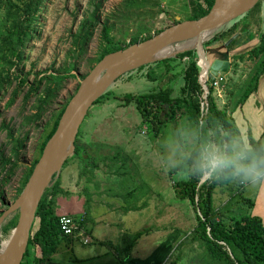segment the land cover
Returning <instances> with one entry per match:
<instances>
[{
  "label": "rangeland",
  "instance_id": "rangeland-1",
  "mask_svg": "<svg viewBox=\"0 0 264 264\" xmlns=\"http://www.w3.org/2000/svg\"><path fill=\"white\" fill-rule=\"evenodd\" d=\"M28 1L0 0V55L8 49L3 45V37L8 31L22 26ZM198 2L206 4L204 0ZM41 4L36 7L29 32L20 47L21 60L12 64L13 69L20 68L27 83L41 72L57 73L60 69L66 76L57 84V76L47 75L37 90L26 96L27 84L17 90L16 79L5 78L8 67L3 65L10 64L3 62L0 56V161L4 158L11 162L5 167L0 162V215L20 194L25 173L40 157L45 135L76 92L79 78L96 64L104 45V25H111L110 36L125 44L135 35L140 41L148 29L153 34L154 30L171 25L178 17L195 19L194 4L190 0H42ZM232 29L233 33H240L235 46L246 39L255 43L258 33L264 31V0L228 24L218 33V39L226 40ZM191 43H180L171 51ZM203 47L204 43H196L191 49L196 52L198 65H207ZM185 52L178 53L176 58L143 65L119 77L111 86V93H153L165 87H173L175 94L180 93L185 64L181 54ZM7 57L12 59L10 54ZM257 60L251 50L236 55L232 58L234 68L222 76V80H226L215 89L217 106L227 110L234 125L233 107H236L238 94L243 93L246 81L259 71ZM261 89L264 91V79ZM249 100L250 95L241 102V107L247 104L245 108L250 109ZM195 129L194 122L183 115L175 122H169L155 136L134 103L128 104L110 95L94 104L80 126L77 137L80 153L71 154L63 164L59 176L61 192L55 197L59 211L64 204L71 211L82 199L85 201L81 205L83 214L60 215L72 216L80 228L70 235L74 242L72 246H66L68 254L60 251L52 264H69L72 254L87 258L86 264H115L120 257L125 264H202L198 257L202 249L192 235L196 225L195 209L188 199L177 196L170 173V169L195 146ZM237 129L234 140L244 145ZM250 136L249 133L248 138ZM233 183L238 185L239 180L233 178L230 184ZM258 185L243 182L241 189L231 195L227 187H218L214 204L222 208L228 205V214H253L241 201L243 197H253ZM51 188L46 190L43 198ZM89 224L92 233L83 228ZM0 233V239L6 240L8 235L2 229ZM137 233L140 234L135 239ZM123 238L129 242L122 241ZM130 242L133 243L130 255L126 256V250L119 254L117 247L120 251ZM27 262L31 264L30 260Z\"/></svg>",
  "mask_w": 264,
  "mask_h": 264
},
{
  "label": "trees",
  "instance_id": "trees-1",
  "mask_svg": "<svg viewBox=\"0 0 264 264\" xmlns=\"http://www.w3.org/2000/svg\"><path fill=\"white\" fill-rule=\"evenodd\" d=\"M190 1L194 4V18H199L205 15L214 3V0H204L206 2L205 5L198 2V0ZM41 3L42 0L28 1L24 8L25 18L22 26L15 30L8 31L6 36L3 37V45L8 47V49H4L2 51V55H0L3 62L10 64L3 65V67H8L5 78H15L17 81V90L27 84L29 90L26 96L35 92L41 81L47 75L57 76V79L55 80V83L57 84H59L61 79L66 76L65 73L63 74L60 72V69L57 73L41 72L40 74L37 73L38 76L40 75V78H36V75L35 79H33L30 83H27L28 80L21 75V69L17 67L13 69L14 65L12 64L21 60L20 47L24 43L26 34L29 32L30 22L34 19L37 9L36 7H38ZM175 22L178 21L174 20L173 23ZM246 28L247 25L243 27V30ZM162 29L159 28L154 30L153 34L158 33ZM110 31L111 25L106 23L103 27L104 45L101 52L97 56L96 61H99L109 52L122 49L131 43L139 41L138 36L135 35L132 37L130 43L121 44L110 36ZM233 31L234 29L229 32V35H231ZM153 34H151L150 29H148L147 34L141 37V40H145ZM236 41L237 39L232 43V45H235ZM8 54H10L12 59L7 57ZM251 55H255L258 59L257 62L260 63V68L251 79L246 81L243 93L241 94L240 92L238 94L239 98L235 103L236 106H240L241 102H243L248 95L257 89L259 85L257 81H259L260 75L264 74V31L262 32V37L259 40L258 45L251 49ZM182 57L185 64L181 73L184 82L180 93L175 94V89L173 87H165L164 89L159 88L153 91V93H128L123 95H113L109 89L94 104L101 103L110 95L111 97H114V99H120L125 103H134L137 106L138 112L141 114L143 122L149 124V127H151L155 136H158L169 122H175L183 115H186L191 121H193L196 127L195 146L189 154L184 156L179 163L170 169V173L177 196L180 199H188L195 209L196 225L192 231V235L193 240L197 241L199 247L202 249L198 257L202 260V264H264V222L262 218L258 215L252 214L251 212L240 216H237V214L233 212L228 214V212H230L226 208L228 205H226L225 208H222L221 206L217 207L214 204L213 197L218 187H227L229 195H231L241 189L243 182L237 178L239 180L238 185L237 183L230 184V181L236 177H232L228 174H222L219 178H212L201 182V177H199V175L196 174L191 167L192 160L196 157L201 145L208 142H212L217 145H231L236 138L238 127L235 126L236 124H233L227 110L225 108L220 109L217 106L213 87H210V93L204 100V104L201 105L203 90L199 82L200 67L197 63L196 52L193 50L187 51L184 54H181V58ZM49 88L52 89V86ZM65 106L60 110L52 127L45 135L41 151H43L46 142L55 131ZM235 108L236 107L234 106L233 109ZM17 142H20V140H17ZM249 142L251 146L250 148L252 149L263 146L261 140H255L251 136ZM75 153H80V149L77 145V139L74 154ZM41 154L42 152H40V156ZM38 159L34 161L33 166H31L25 173L20 190H22L24 184L27 182ZM1 160L2 161L0 162H2L4 167L7 163H11L9 160H5L4 158ZM1 170H3L2 167ZM12 171L13 168L8 170L10 174ZM60 192L61 188H59L58 177V179L54 181L50 191L47 192V194H49L45 195V197L41 200L36 211L35 220L30 232L28 247L25 253L26 256L24 255L21 264H29V262H27L28 260L31 261V264H52L54 256L56 254H60V251L68 254V251H65L64 247L68 245L72 246L74 239L71 238L70 235L65 234L60 227V215H57L56 213L55 201V196ZM1 195L2 190L0 189V196ZM47 196H49V198H46ZM231 200L232 199H230L229 202ZM241 202L246 204L249 208L254 206V201L251 199H243ZM17 216V213L12 215L7 223L2 227L5 235H8L10 230L16 224ZM139 234L140 233L135 234L134 238L136 239ZM124 239L122 241L129 242V240ZM132 245L133 243L131 242L128 246L123 245L120 251L117 247V251L119 254L120 252H127L126 256H128L130 255L129 252ZM31 248H33V251ZM124 250L126 251L124 252ZM69 260V264H86L88 259H81L72 254L69 257ZM89 260L92 262L94 257ZM115 264L125 263L120 257L119 261Z\"/></svg>",
  "mask_w": 264,
  "mask_h": 264
},
{
  "label": "water",
  "instance_id": "water-1",
  "mask_svg": "<svg viewBox=\"0 0 264 264\" xmlns=\"http://www.w3.org/2000/svg\"><path fill=\"white\" fill-rule=\"evenodd\" d=\"M260 0H214L209 11L195 19L175 22L151 37L131 43L122 49L105 54L83 78L65 106L57 127L46 142L25 186L17 198L0 215V232L6 219L18 212L17 221L7 239H0V264H21L26 253L36 211L46 192L60 176L62 166L76 149L80 126L94 103L123 75L143 65L162 61L189 51L196 43H204L207 65H199L212 82L220 74L230 72L232 58L258 45L251 39L235 46L232 43L240 33H232L226 40L217 39L219 32L232 21L250 11ZM192 43L176 51H168L172 45ZM206 44V47H205ZM206 53V55H205ZM1 234V233H0Z\"/></svg>",
  "mask_w": 264,
  "mask_h": 264
},
{
  "label": "clouds",
  "instance_id": "clouds-1",
  "mask_svg": "<svg viewBox=\"0 0 264 264\" xmlns=\"http://www.w3.org/2000/svg\"><path fill=\"white\" fill-rule=\"evenodd\" d=\"M191 167L201 182L228 174L241 182L257 185L264 182V146L252 149L238 140L231 145L208 142L201 145Z\"/></svg>",
  "mask_w": 264,
  "mask_h": 264
},
{
  "label": "crops",
  "instance_id": "crops-1",
  "mask_svg": "<svg viewBox=\"0 0 264 264\" xmlns=\"http://www.w3.org/2000/svg\"><path fill=\"white\" fill-rule=\"evenodd\" d=\"M259 83L260 88L256 91H253L250 94V100L248 101V104H250V109L242 108L240 106H236L234 111L231 113L232 118L236 119L235 124L239 128V133L241 134V137L243 138L244 145L250 148V142L248 138V134H251V137L255 140H261L262 145L264 146V91L261 89V80L264 79V74L261 76ZM245 108V109H244ZM253 197H243V199H251L254 201V206L250 208L253 212V214H256L260 216L264 221V182L259 183L258 188L254 190ZM56 197V196H55ZM77 200V196L75 197ZM58 199V197H57ZM242 199V201H243ZM56 201V199H55ZM85 201L82 202L75 207H73V210H68V205H62V210L59 211L60 205L58 204V200L56 202V213L57 215L62 214H83L81 213L83 211V208L81 205H84ZM59 206V207H58ZM58 207V209H57ZM85 232L90 230L92 233V229L89 226H83ZM87 229V230H86ZM123 232V231H122ZM129 233V232H125ZM123 236V233H121V238ZM93 237V236H92ZM97 239V238H96ZM95 239V240H96ZM124 239V238H123ZM122 239V240H123ZM65 251H67L66 247Z\"/></svg>",
  "mask_w": 264,
  "mask_h": 264
},
{
  "label": "built area",
  "instance_id": "built-area-1",
  "mask_svg": "<svg viewBox=\"0 0 264 264\" xmlns=\"http://www.w3.org/2000/svg\"><path fill=\"white\" fill-rule=\"evenodd\" d=\"M222 76H224V75L220 74L219 76H217L213 80V82H210L206 72H204V71L200 72L199 82H200V84L202 86V90H203L201 105L204 104V100L206 99L207 95L210 93V91H209L210 86L213 87L215 90L216 88L220 87V84L223 81H225V79L222 80ZM59 222H60L61 230L65 234H68V235H72L73 233H75L80 228L78 221L76 219H74L72 216L63 215L60 217Z\"/></svg>",
  "mask_w": 264,
  "mask_h": 264
},
{
  "label": "bare ground",
  "instance_id": "bare-ground-1",
  "mask_svg": "<svg viewBox=\"0 0 264 264\" xmlns=\"http://www.w3.org/2000/svg\"><path fill=\"white\" fill-rule=\"evenodd\" d=\"M190 45V44H189ZM175 47H177L176 45H172L171 47L168 48V51H171L172 49H174Z\"/></svg>",
  "mask_w": 264,
  "mask_h": 264
}]
</instances>
